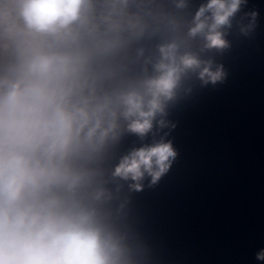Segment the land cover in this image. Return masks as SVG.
Segmentation results:
<instances>
[{
    "label": "clouds",
    "instance_id": "clouds-1",
    "mask_svg": "<svg viewBox=\"0 0 264 264\" xmlns=\"http://www.w3.org/2000/svg\"><path fill=\"white\" fill-rule=\"evenodd\" d=\"M244 3L207 0L185 35L170 18L176 34L157 46L151 74L125 76L119 58L158 31L155 13L131 0H0V264H137L113 223L121 186H107L101 164L125 132L144 139L167 126L185 79H224L191 41L227 49L225 30ZM175 157L161 137L121 156L111 177L139 191Z\"/></svg>",
    "mask_w": 264,
    "mask_h": 264
}]
</instances>
